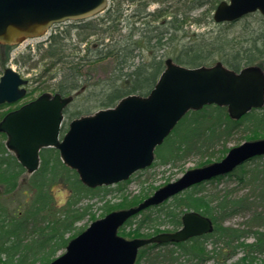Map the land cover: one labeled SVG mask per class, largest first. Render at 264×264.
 Returning <instances> with one entry per match:
<instances>
[{
	"label": "water",
	"instance_id": "1",
	"mask_svg": "<svg viewBox=\"0 0 264 264\" xmlns=\"http://www.w3.org/2000/svg\"><path fill=\"white\" fill-rule=\"evenodd\" d=\"M109 0H0V43L16 45L44 35L53 24L91 17L104 11ZM254 11L264 15V0H222L214 9L216 23L230 22ZM148 94L130 93L114 106L75 117L61 134L63 110L71 96L42 92L0 119L5 147L28 174L40 165L44 147H55L64 165L77 171L86 187L109 186L151 166L155 149L181 118L204 105L225 106L230 118L240 119L264 105V72L258 65L236 71L222 62L185 66L167 58ZM28 80L12 67L0 76V103L19 101ZM264 155V138L230 147L220 160L187 169L163 184L137 205L112 210L95 219L48 264H135L139 249L149 244L186 241L214 228L209 216L187 211L174 232L150 237L121 236L119 228L133 215L174 197L195 183L226 175L252 157Z\"/></svg>",
	"mask_w": 264,
	"mask_h": 264
},
{
	"label": "trees",
	"instance_id": "2",
	"mask_svg": "<svg viewBox=\"0 0 264 264\" xmlns=\"http://www.w3.org/2000/svg\"><path fill=\"white\" fill-rule=\"evenodd\" d=\"M126 3V7L124 2ZM111 0L109 7L103 12L100 20H98L101 29L99 31H92L81 38L86 40L88 35L99 33L98 43L95 48H88V52L82 57L74 56L70 61L64 58L63 51L61 50L63 38L60 34H51L48 41L49 44L43 48V56L53 64H64L62 80L58 86H37L31 92L36 90L44 91L51 90L58 91L63 94H70L73 89L77 90L80 83L78 76L81 71L84 61H102L104 58L116 59V64L112 76L109 78L108 92L103 97L102 105L112 106L116 101L126 94L140 93L147 94L158 80V76L164 69L165 58L163 54H158L167 45L174 41L177 36V31L183 30L187 21L198 25L201 21H209L212 19V11L218 5L220 0ZM157 2L158 7L154 11L149 10V6ZM133 5H135L133 7ZM206 9L200 11L198 18L192 17L191 12L197 8ZM129 9V11H128ZM251 15V14H249ZM209 17V19H207ZM88 19V18H87ZM93 21L86 20L84 25H81L83 31L87 28L91 29ZM139 22L140 25H135ZM234 22L220 23L227 27ZM127 28V32H123ZM81 29V28H80ZM140 32L137 37L135 33ZM118 35V37H117ZM264 39V37H263ZM258 36H252L248 41L249 46L244 47L235 42L232 38L228 39L220 34L215 39L205 37L203 34H197L194 39L188 43L178 46L175 50L176 54L171 57L177 63L186 66H200L201 64L210 65L216 61L222 60L229 68L239 70L243 66L258 64L264 69L263 60L264 45L259 42ZM177 41V40H175ZM179 42V41H178ZM264 43V40H263ZM57 45H59L57 47ZM11 46L0 44V68L5 66V62L10 56ZM149 52L147 56L149 59H144L143 56L138 62L135 63V57L139 56L142 50ZM93 52V55H91ZM87 55L88 57H86ZM160 55V56H158ZM42 56V57H43ZM55 59V60H53ZM53 60V61H51ZM130 63V65H126ZM4 70V69H3ZM115 73V74H114ZM114 74V75H113ZM30 92V94H31ZM30 94H28L30 96ZM5 112L0 113V119ZM247 115V116H246ZM242 118H248L250 124L241 126L244 119L236 120L228 116L227 108L217 106L215 104L205 105L201 110H191L189 113L181 118V121L175 126L171 134L165 138L161 146L157 147L156 153L161 158L160 163L166 164L182 158L190 152H199L203 156H208L199 165H204L213 160L221 159L225 156L229 147L226 145L228 137H230L236 129H249L250 133L244 139L255 138L261 136L264 132V109L259 111H252ZM218 144H221L220 149H215ZM7 150L3 142L0 141V184H4L7 190L13 191L19 185L20 175L25 171L22 166L15 160L14 156H6ZM42 163L38 170L34 172L28 186L37 191L45 194V200L33 198V205L30 209V216H35L37 212L42 213L49 205L50 188L55 185L56 181L60 180L61 176L64 183L68 182V189H70V196L67 201L69 208L66 210L62 221L60 220H47L46 227H36L35 233L43 234L44 237L39 239H29L25 243L22 241L23 234L26 232L28 223L17 220L16 217H10L8 213L1 214L2 221V234L5 235L6 240L9 241L8 247L5 248V259L1 257V264H48L54 258L55 252L58 248H62L67 244V239L64 237L66 231H72L75 234L73 224L78 221L83 215L80 212L79 206L76 207L78 202L83 198L89 199L100 192L107 194L110 187L98 186L96 188L86 187L78 178L76 171L64 165L58 156L57 149L44 148L41 152ZM262 158L261 156L255 157ZM254 159V158H252ZM245 165L238 166L233 172L227 175H235L237 170V180L246 186L248 192L245 195L238 196V198L231 197L230 194L216 195L214 198L211 195L200 193L199 185L195 184L191 189L185 190L181 193L183 196L176 195L174 201L175 208L188 207L190 210L197 211L202 215H208L214 222V231L207 235L197 236L191 239V243L195 246L202 247L204 241L201 238L213 237L211 241L212 249L207 253L194 247H185L186 243H177L181 246L182 252L179 256L173 257L176 259L180 256H185L191 262L194 260L197 264H201L200 260L203 257L213 259L212 264H264V257L259 258L257 253L264 255V162L257 164L253 167L244 169ZM37 174L41 175L39 180L35 179ZM217 177V178H221ZM132 178V177H131ZM130 178V179H131ZM122 181L117 185L120 189L125 183L130 182ZM214 180V179H213ZM23 181V180H22ZM24 182V181H23ZM196 188H198L196 190ZM150 194L149 191H141L138 194L127 195L121 193L119 201L104 203L101 215L109 213L111 210L131 207L142 201ZM51 198V197H50ZM92 206L90 202L84 207L86 214ZM261 207V208H259ZM240 209H248L253 213V217L259 220V223L254 231L243 227L225 226L223 222L235 214H238ZM143 214V211L140 213ZM132 219L128 220L119 230V233L124 234L128 238L152 236L157 233L159 229H154L153 232H142L143 225L151 222L153 219L149 215H142V219L130 231H126V226L131 225ZM167 217H174V209L166 210L164 212ZM100 215V216H101ZM91 219L96 218L93 214L90 215ZM172 223L174 229L178 228L181 224V215ZM69 221L66 223V221ZM61 222L64 224L59 225ZM245 223V222H244ZM258 223V224H259ZM262 225V226H261ZM34 230V229H33ZM45 233V234H44ZM253 236L250 243H246L248 236ZM1 238V236H0ZM13 238V239H12ZM56 241V242H55ZM55 242V243H54ZM55 244H58L55 246ZM243 245V254L240 255L235 261H228L230 256L237 252L236 250ZM158 246V244L147 245L140 249L135 264L141 263V258L145 253V248ZM29 260V262H28ZM147 264V263H144ZM195 264V263H194Z\"/></svg>",
	"mask_w": 264,
	"mask_h": 264
},
{
	"label": "rangeland",
	"instance_id": "3",
	"mask_svg": "<svg viewBox=\"0 0 264 264\" xmlns=\"http://www.w3.org/2000/svg\"><path fill=\"white\" fill-rule=\"evenodd\" d=\"M110 2L111 0H109V4ZM126 3L127 2L125 1V7L127 6ZM158 5L160 4H158L157 2L152 3L149 6V10L154 11L155 8L158 7ZM134 6L135 5H133V7ZM203 9H206V6H204L203 8H197V10H193L191 12V16L198 18V16H201L200 11H202ZM213 11L211 20L205 21L206 18H204L200 24L198 23V25L191 23L189 18V21H187L183 30L177 31V33L175 34L177 36L175 40L177 41H172L169 45L163 48V50H160L158 54H163V58L166 59L167 55L173 56L176 54L175 50L178 48V46L188 43L189 41L194 39L197 34H203L205 37L215 39V37L219 35L220 32L222 35H224V37L228 39L232 38L235 42L239 43L240 45L243 44L244 47L249 46L248 41L251 39L252 36H258L260 39V44L264 45L263 14L261 15L259 12H254L251 13V15L241 17L239 20L234 21V23L230 26L223 27L224 25H221L220 23H215L213 21ZM103 12L104 11L97 15L91 16V18L88 19L72 20L70 22H60L59 24L50 27L49 31L45 35L38 36L36 38H28L22 41L21 43L14 45L10 50V56L5 62V66L2 67V69L0 68V74L2 73L3 69L8 66H11L14 70L17 71L18 74H21L23 78L28 80L26 86L27 96L21 99L16 104H9V106L0 105V113L7 112L12 108H16L17 105H20L21 103L29 101L40 95V90L31 92L32 89L36 88L39 85L43 87L49 86L50 88L58 86L59 82L63 78L62 71L64 70L66 65L53 64L43 56V48H46V46L49 44V37L51 36V34H60L61 32L63 36V38L61 39V50L63 51L64 58L68 61H70L74 56L82 57L84 54L90 53L86 49H92L96 47L98 43L97 37H99V33L88 35L86 40H81V38L86 34H89V32L92 33V31H99L101 29L98 20L101 19ZM207 19H209V17ZM86 20L93 21V24H96V22H98V24L96 27L92 26L91 29L87 28L85 31H83L81 25H84V22H86ZM135 25H140V23L136 22ZM127 31V28H124L123 32ZM139 33L140 32H136L135 37H137ZM58 46L59 45H57V47ZM139 53L141 54L135 57V63L138 62L142 56L144 59H149V57L147 56V54H149L147 49L146 51L142 50ZM92 55L93 52H91L90 56ZM85 56L88 57L87 55ZM261 62L264 63V56ZM115 64L116 59L112 58H104L102 61L93 62L84 61L81 69L79 70L81 71L80 75L78 76V82L80 83V85L77 90L73 89V91L69 92L70 95L73 96V101L64 110V129L68 127L69 121L74 119V117L92 113L98 108H104L101 101L103 100V97H105L106 92H108L107 82L112 76V73L114 72ZM126 65H130V63H127ZM44 91H47L49 93L55 92L52 91V89ZM28 94H30V96ZM262 109H264V107L255 110L259 111ZM246 124H250L248 118H245L243 120L241 126H245ZM240 127L236 129L230 137H228L226 141L227 147H233L246 140H256L255 138L244 139L243 137H245V135L247 136L250 133V130H243L244 127H242L243 129H240ZM4 138V135L0 133V141L3 142V144L5 141ZM256 138H264V132L261 136H258ZM220 146L221 144H218L215 149L217 150L222 148ZM4 155L12 156V154L8 150L7 153ZM207 157L208 156H206L205 154L203 156L201 153L193 151L186 154L185 156H182V158L172 160V162L170 163L163 164L160 163L161 158L156 153L155 160L152 163L151 167L140 170L133 174L132 178L130 179V182L122 185L124 189L122 188L119 190L116 184L109 185L110 189L107 194L100 192L98 195H95L92 198H83L80 202H78L76 207H80L79 210H81L80 212H83V215L81 216V218L78 219L76 223L73 224V228H75V234L73 235L74 232L72 231V229H70V231L68 230L64 233V237L67 239L68 242L71 237L78 235L82 230L87 228L89 224L94 221V219L103 216L101 215V213L103 212L102 207L104 203L108 201H119L118 197L121 193H125L131 196L132 194H138L141 191H149L151 194L155 189L161 187L163 184L169 181H173V179H176L177 177L181 176L185 170L194 168L196 166H201L199 165V163L204 161ZM261 157L262 158L249 159L246 163H244L245 166L243 168L247 169L253 167L257 164V162H259V164H262L264 162V156ZM239 172L240 171L237 170L235 175H226L221 178H215L214 180L205 181L204 183L199 185V187H201L199 191L200 193L197 194H202L203 196H205V194H208L213 196L214 198H216V195L222 196L226 195L227 193L230 194L233 198H238V196L245 195L248 190L246 189V186L244 184H241L237 180V173ZM32 176L33 174L31 175L28 174L26 171H23L18 180L20 181L19 185L16 186L13 191L7 190L4 184H0V217L1 214H4L5 212L8 213L11 218L16 217L17 220H21L24 221V223H28L26 232L22 233V241H24L23 243H25L26 240L29 239L35 240L37 238L39 239V237H44L43 234L40 235L37 232L35 233V228L41 226L46 227L48 223L47 220L58 219L62 221L63 219H65L64 214L67 213L66 210L69 208L67 201L70 196V189L67 188L68 182L64 183V181L61 180L62 177L60 176V180L56 181L55 185H53L52 188L49 189V205L46 207V209L41 211L42 213L37 212L35 216H30V209L33 205V198L45 200L44 193L37 191L34 188L31 189V187L28 186V183ZM40 178V174H37L35 176L36 180H39ZM197 189L198 188H196V190ZM180 195L183 196L182 194H179V196ZM175 199L176 198L174 196L173 198L166 200L165 202H163V204L159 206H154L153 208L144 210L142 215H149V218L154 219L151 222H148L147 224L143 225L142 232H153L154 229H159L157 233L164 232L165 230H174L172 223L177 218V214L182 215L186 210H190L186 206L182 208H175ZM88 202H90L92 206L89 208V211L84 214V212H86L84 207L87 205ZM173 209L175 214L174 217L165 216L164 212L166 210ZM240 210L241 211H239L238 214L228 217V219H226L223 224L227 227L233 226L238 228L240 226L246 229L249 228L251 229V231H254V229H256L258 225L262 224L261 222L259 223V220H256L255 217H253L252 211L249 210L247 212L248 209ZM91 214H93L96 218L91 219ZM142 215L140 214L136 217H133V222L131 225L126 226V231L132 230V228H134L137 223L142 219ZM69 219L70 218H68L66 223L69 221ZM61 224L64 223L61 222L59 225ZM2 226L3 224L0 220V256L3 258L2 260H4L6 254L5 248L8 247L7 244L9 243V241H7L5 235L2 234ZM120 235L124 236V234L121 233ZM124 237L128 238L127 236ZM212 239L213 237L209 236H207V238L200 239V241H204L203 246L205 249H202V247L199 246H195L193 243H191L190 240L186 241L185 247L190 246L192 248L194 247V249L196 248L200 251H204L206 254L205 258H207L208 251L213 248L211 245ZM252 240L253 236L250 235L247 237L245 242L250 243V241ZM57 245L58 244H55V246ZM243 248L244 246L240 245V247L236 250L237 252L231 255L228 261H235L237 258H239L240 255L243 254ZM145 250L146 251L143 257L140 260V264H197L194 260L191 262L190 260L186 259L185 256H180L176 259H173V257L179 256L182 252L181 246L177 244L175 245L172 243H166L165 245H158L151 248L147 247L145 248ZM64 251L65 246H63L62 248H58L55 252L54 258L58 257ZM257 254L259 258L264 257L262 253ZM205 258L202 255V259L198 260H200V263L202 262L201 264L213 263V259H208L207 261ZM38 263L39 262H36L34 264Z\"/></svg>",
	"mask_w": 264,
	"mask_h": 264
}]
</instances>
